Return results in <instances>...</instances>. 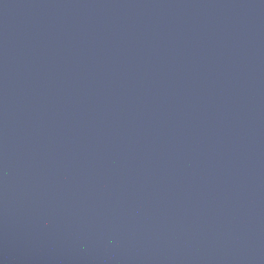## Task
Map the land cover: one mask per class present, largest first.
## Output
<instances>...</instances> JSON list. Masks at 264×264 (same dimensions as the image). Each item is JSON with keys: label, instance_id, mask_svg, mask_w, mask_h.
<instances>
[{"label": "water", "instance_id": "1", "mask_svg": "<svg viewBox=\"0 0 264 264\" xmlns=\"http://www.w3.org/2000/svg\"><path fill=\"white\" fill-rule=\"evenodd\" d=\"M0 264H264V0H0Z\"/></svg>", "mask_w": 264, "mask_h": 264}]
</instances>
